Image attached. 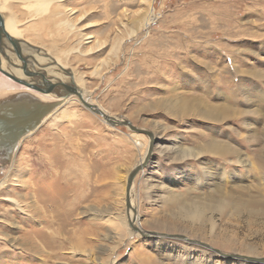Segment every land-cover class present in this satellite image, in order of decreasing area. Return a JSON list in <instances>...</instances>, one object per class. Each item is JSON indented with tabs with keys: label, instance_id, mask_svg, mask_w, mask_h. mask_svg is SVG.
I'll return each instance as SVG.
<instances>
[{
	"label": "rangeland",
	"instance_id": "rangeland-1",
	"mask_svg": "<svg viewBox=\"0 0 264 264\" xmlns=\"http://www.w3.org/2000/svg\"><path fill=\"white\" fill-rule=\"evenodd\" d=\"M0 10L92 104L158 138L132 189L136 225L220 251L134 233L127 182L150 139L73 97L0 166V264H260L224 255L264 258V0H0ZM20 86L0 72V93Z\"/></svg>",
	"mask_w": 264,
	"mask_h": 264
},
{
	"label": "water",
	"instance_id": "water-1",
	"mask_svg": "<svg viewBox=\"0 0 264 264\" xmlns=\"http://www.w3.org/2000/svg\"><path fill=\"white\" fill-rule=\"evenodd\" d=\"M41 53H43V55L49 62L48 66L53 67L56 70L57 75L62 74L67 77V82L61 81L60 79H55L53 83H50L48 81V75L46 74V72H40L32 69V66H30L29 64V60L32 59L31 61L34 63L36 56ZM3 57H5V59L8 60L12 65L24 68V74H26V77L30 80L29 83L20 81L6 72L2 66ZM12 57H15L20 64H18L15 59H13V61ZM0 72L12 81L25 85L34 90L43 91L51 97L65 99L76 96L85 109L90 111L93 115L101 117L109 125L113 127L124 126L129 128L132 132L144 134L149 137L150 144L145 160L142 164L138 165L128 177L126 189V206L129 212V210L132 209L131 196L134 182L137 176L146 168H148L151 163L155 148L158 144V138H156V135L151 131L135 127L130 121L126 119L114 118L99 106L88 102L84 98L82 92L78 89L72 71L64 69L61 65H58L54 58L50 57L46 52H44V50L40 49L39 47L33 46L24 40L16 39L10 36L5 30V20L1 13ZM59 105L60 102L43 103L33 95L27 93H20L8 100L0 102V164L2 166L11 164L14 155L19 148L20 142L25 137H27L28 134L35 131L41 125L43 120ZM135 212L136 211H134V213ZM130 227L135 233H138L143 237H161L164 239H174L195 246L204 247L220 254V251L214 249L210 245L200 241L192 240L184 235L146 233L138 227L134 226L132 223L130 224ZM224 257H234L252 263L264 264V258H250L236 255H224Z\"/></svg>",
	"mask_w": 264,
	"mask_h": 264
},
{
	"label": "bare ground",
	"instance_id": "bare-ground-1",
	"mask_svg": "<svg viewBox=\"0 0 264 264\" xmlns=\"http://www.w3.org/2000/svg\"><path fill=\"white\" fill-rule=\"evenodd\" d=\"M147 1H149L150 2V4H152L153 3V1L154 0H147ZM49 4V3H48ZM48 4H42V8H46V7H48ZM0 13L2 14V10H0ZM3 16V15H2ZM5 20V19H4ZM152 22V21H151ZM148 25H149V22H148ZM146 27V26H145ZM5 30H6V32L10 35V36H12V37H14V38H16V39H19V38H17V33H16V31H15V29H14V27H13V25L11 24V22L9 21V20H5ZM26 53H28V52H26ZM29 55V54H28ZM42 57H39L38 58V60L40 61V59H41ZM43 60H44V58H42ZM41 59V61L42 62H35V63H31L32 65V69H35V70H37V71H40V72H46V74L48 75V81L50 82V83H53V81L55 80V79H60L61 81H65V82H67L68 81V78L67 77H65L64 75H62V74H56V70L53 68V67H49L47 64H45V62H46V60H42ZM55 59V58H54ZM32 60V59H31ZM35 60H36V58H35ZM56 60V59H55ZM8 61V60H7ZM56 62H57V64L58 65H61L57 60H56ZM7 67H8V69H9V74L11 75V76H13L14 75V73H13V71L12 70H10V64L9 65H6ZM62 66V65H61ZM63 67V66H62ZM64 69H67V68H65V67H63ZM31 71H34V70H31ZM14 77V76H13ZM56 77H58V78H56ZM19 79H21L20 81H25L26 83H29V81L26 79V76H25V74H24V76H22V75H20L19 76ZM75 83H76V80H75ZM76 85H77V87H78V84L76 83ZM6 86V85H5ZM21 87V86H20ZM25 87V88H24ZM24 87H21V88H18V89H15V90H11V91H7V92H1L0 93V102L1 101H5V100H8V99H10V98H12V97H14V96H16L17 94H20V93H27V94H31V95H33L34 97H36L37 99H39L40 101H42L43 103H53V102H60V105L56 108V109H54V111L51 113V114H49L44 120H43V122L41 123V125L38 127V128H40V127H42V126H44L45 125V123H47L48 122V120L52 117V115L53 114H55L61 107H64L68 102L67 101H70V99H72L73 97H76V96H73V97H70V98H65V99H60V98H56V97H51V96H49L48 94H46L45 92H43V91H38V90H34V89H31V88H29V87H27V86H25L24 85ZM1 88V87H0ZM78 89L80 90V88L78 87ZM81 92H82V94H83V96H84V98L88 101V102H92L91 100H90V98L88 97V95H86L82 90H80ZM107 112V111H106ZM108 113V112H107ZM109 114V113H108ZM66 115H67V118L68 119H70L72 116L70 115V114H67V112H66ZM37 128V129H38ZM36 129V130H37ZM35 130V131H36ZM35 131H33V132H35ZM33 132H31V133H33ZM30 133V134H31ZM134 133H136V132H134ZM30 134H28L27 135V137L30 135ZM137 134H139V133H137ZM26 138V137H25ZM24 138V139H25ZM23 139V140H24ZM22 142V141H21ZM21 142H20V144H21ZM20 144H19V146H20ZM156 149V148H155ZM147 153H148V149H147V151H146V154H145V156H144V158H142V160H141V162L138 164V165H140V164H142L143 163V161L145 160V157H146V155H147ZM12 165H13V161L11 162V164H10V166L8 165L7 166V168H10V167H12ZM0 166H1V164H0ZM8 170V169H7ZM134 188V187H133ZM133 211V213H134V208L132 207V209L131 210H129V212H128V215H129V222H130V224L132 223L134 226H136V227H138L139 229H141L139 226H137L136 225V222H137V213H134V216H133V218H131V212ZM142 230V229H141ZM143 231V230H142ZM135 233V232H134ZM136 235H140V234H138V233H135ZM146 238H149V237H146ZM221 257H223V256H221ZM225 258H227V257H225ZM250 263H252V262H250Z\"/></svg>",
	"mask_w": 264,
	"mask_h": 264
},
{
	"label": "flooded vegetation",
	"instance_id": "flooded-vegetation-1",
	"mask_svg": "<svg viewBox=\"0 0 264 264\" xmlns=\"http://www.w3.org/2000/svg\"><path fill=\"white\" fill-rule=\"evenodd\" d=\"M14 77H15V75H13ZM16 79H19L18 77H15ZM19 80H21V79H19ZM23 87V86H22Z\"/></svg>",
	"mask_w": 264,
	"mask_h": 264
}]
</instances>
